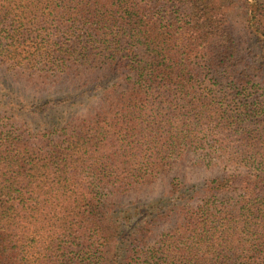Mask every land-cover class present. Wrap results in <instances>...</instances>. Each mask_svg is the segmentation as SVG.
<instances>
[{"label": "trees", "instance_id": "1", "mask_svg": "<svg viewBox=\"0 0 264 264\" xmlns=\"http://www.w3.org/2000/svg\"><path fill=\"white\" fill-rule=\"evenodd\" d=\"M0 72V264H264V0H0Z\"/></svg>", "mask_w": 264, "mask_h": 264}, {"label": "rangeland", "instance_id": "2", "mask_svg": "<svg viewBox=\"0 0 264 264\" xmlns=\"http://www.w3.org/2000/svg\"><path fill=\"white\" fill-rule=\"evenodd\" d=\"M238 20H240V22H242V24H244V22H245L244 14H240V17L238 18ZM247 40H248V43L244 47L247 50V52H249L251 55H252V53L253 54L257 53L255 44L252 42V37L248 36ZM252 49H253V51H252ZM1 74L2 73L0 72V78L2 77ZM28 92H29V90H28ZM102 94H103L102 90L91 91V92L87 93L86 95L78 97L77 101H80V102H82V101L83 102L84 101L85 102H97L99 100V102H100V97ZM46 116L29 114L27 116V118H29V120L32 122V124L36 125V123L41 121ZM193 156H195V155H193ZM192 158H193L192 160H188L184 164H181V166L179 168L180 173L178 175H181V177L184 178V180L186 181V185L188 187H190L191 189H193V188L196 189L197 187L200 188L203 185V182L206 181L205 179L207 177L212 176V173H211V169H208L204 165L202 166V165L196 163V161H198V160L201 162L200 157L198 158V156H197V157H192ZM222 168L223 167H218V169H215V170H219L222 172L221 174H223L224 171L222 170ZM177 173L178 172L174 173V175H176ZM162 188H163V186L158 183V185H156L153 189H151L150 192L140 194V196L143 198L142 201L150 202L153 200V198L156 199L160 195V193L164 190Z\"/></svg>", "mask_w": 264, "mask_h": 264}]
</instances>
